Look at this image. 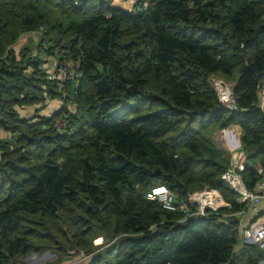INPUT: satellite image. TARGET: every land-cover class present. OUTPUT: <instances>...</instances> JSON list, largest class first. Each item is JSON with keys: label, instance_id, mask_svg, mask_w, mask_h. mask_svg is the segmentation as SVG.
Here are the masks:
<instances>
[{"label": "trees", "instance_id": "1", "mask_svg": "<svg viewBox=\"0 0 264 264\" xmlns=\"http://www.w3.org/2000/svg\"><path fill=\"white\" fill-rule=\"evenodd\" d=\"M32 32L37 53L74 63V79H53L28 45L16 50ZM216 74L237 76L232 108ZM263 90L264 0H0V264L62 241L93 253L99 232L118 238L88 264H260L264 249L239 247L238 220L222 217L241 205L222 178L232 155L209 132L242 128L253 190ZM62 94L53 115H21ZM158 185L180 202L212 187L232 208L167 210L147 198Z\"/></svg>", "mask_w": 264, "mask_h": 264}, {"label": "built area", "instance_id": "2", "mask_svg": "<svg viewBox=\"0 0 264 264\" xmlns=\"http://www.w3.org/2000/svg\"><path fill=\"white\" fill-rule=\"evenodd\" d=\"M49 72L53 79L57 78L62 81H69L75 77L71 74L68 62H60L57 59L51 61ZM225 84L216 81L215 89L218 92L221 102L233 107L235 99L231 94H227ZM264 108V103H261ZM67 125L65 120L56 121L55 127L62 129ZM237 125H233L235 134L233 137L224 136L226 150L232 155L231 165L223 173L222 178L226 181L236 193L239 194V203L241 209L230 213H223L222 217L234 216L238 220L240 226V242L241 244H257L261 249H264V169L259 168L258 174L261 177L253 190L249 189L242 176V171L245 169V161L247 155L242 151L241 133L236 129ZM242 130V128L240 129ZM226 132V129H224ZM235 146V147H234ZM237 153V163L234 162V155ZM147 198L156 200L162 204L167 210H183L188 216H204L208 211H219L223 208H232V204L228 202L223 194L212 187H205L201 191H194L188 193L186 199L179 201L178 204L174 202L178 199V194L172 192L165 185H158L147 192ZM250 214L253 217L245 222V215ZM264 264V260L260 263Z\"/></svg>", "mask_w": 264, "mask_h": 264}, {"label": "rangeland", "instance_id": "3", "mask_svg": "<svg viewBox=\"0 0 264 264\" xmlns=\"http://www.w3.org/2000/svg\"><path fill=\"white\" fill-rule=\"evenodd\" d=\"M114 2L120 6L131 7L133 0H114ZM40 37H41L40 32L26 33L16 43L15 48L17 51H19L21 49V47H23L24 45H28L31 49H33V52L36 53V56H38L40 54V56L43 59H45L43 67L45 68V70H47V72H49L48 70L51 68L50 67L51 61L54 58L46 56L43 53V51L37 53L38 52V46L40 45ZM49 58H51L50 61H49ZM67 62L69 63V69H70L71 74L74 77H76V75H78V73L76 71V66L74 65V63H72L70 61H67ZM46 63H48V64H46ZM50 72H53V71H50ZM210 79H211V82L213 83L214 86L216 84V81L222 82V84L227 85L229 87V89L232 90L231 93H232V96L234 97V89L233 88L236 85V80H237L236 75L233 77H227V76H224L222 74H216V75H212ZM60 88H62V86ZM59 91H61V89H59ZM63 99H64V97L62 94V96L59 95L56 98H49L44 105L38 104L37 107L27 106L26 108H21V110L24 114L28 115V118H32L36 115L42 116L43 114L53 115L54 113L57 112V111L55 112V110L58 109L56 107L60 106V108H61L63 105H65ZM261 103L262 104L264 103V90L262 91ZM68 106L71 109H75V104H73V103H69ZM60 108L58 109V111L60 110ZM224 129H226V132H224ZM236 129L238 131H242V130H240L241 127L239 125L236 126ZM209 134L211 135L214 142L218 145V147L226 150V147L228 145L226 144L224 136L228 135V137H233L235 134V130L233 128V125H229L225 128H216V129L214 128L211 130V132H209ZM8 136H9V134L4 131L2 137H0V138H6ZM205 187L194 190V191H196V192L201 191V190L205 189ZM232 191H234V189L231 190V192ZM232 194H234L239 199L240 196L238 193H236L234 191V193L232 192ZM174 202L178 203L179 200L177 198H175ZM102 235H103V233L99 232V233H97L91 237V240H90L91 246L99 248L95 252H98L99 250L103 249L104 247L111 245V243H113L118 238V236L113 237V235H112L111 237H107L105 239ZM58 240H60V239H58ZM94 241L96 243H98L97 244L98 246H95ZM95 252L87 253L86 250L80 246L72 247L69 245L68 242L62 241V242H60L59 247L49 246V247L42 249L40 252L39 251H32L31 253H29L25 256H19L14 260L13 264H88L91 261V259L93 258Z\"/></svg>", "mask_w": 264, "mask_h": 264}, {"label": "crops", "instance_id": "4", "mask_svg": "<svg viewBox=\"0 0 264 264\" xmlns=\"http://www.w3.org/2000/svg\"><path fill=\"white\" fill-rule=\"evenodd\" d=\"M50 60H51V58H49V61H50ZM46 64H48V63H46ZM46 71H47V70H46ZM48 71L50 72L51 69H49ZM49 72H48V73H49ZM49 74H50V73H49ZM35 107H37V106H35ZM56 108L59 109L60 106H59V107H56ZM58 109H56L55 112L58 111ZM20 111H21V115H22L23 117L28 118V115L24 114V113L22 112V110H20ZM52 112H53V111H52ZM42 116H51V114H50V115L43 114ZM3 132H4V130H0V137H2ZM239 133H242V131H239ZM249 218H251L250 220L253 219V217H251L250 214L247 213V214L245 215V222H248ZM241 245H242V244L240 243L239 247H241Z\"/></svg>", "mask_w": 264, "mask_h": 264}, {"label": "water", "instance_id": "5", "mask_svg": "<svg viewBox=\"0 0 264 264\" xmlns=\"http://www.w3.org/2000/svg\"><path fill=\"white\" fill-rule=\"evenodd\" d=\"M234 88H235V87H234ZM234 88H233V89H234ZM237 155H238V154H237V153H235V155H234V157H233V159H234V162H235V163H237ZM49 161L51 162V160H50V159H49Z\"/></svg>", "mask_w": 264, "mask_h": 264}, {"label": "bare ground", "instance_id": "6", "mask_svg": "<svg viewBox=\"0 0 264 264\" xmlns=\"http://www.w3.org/2000/svg\"><path fill=\"white\" fill-rule=\"evenodd\" d=\"M225 88H226V92H227V94H231L232 90H230L229 87H228L227 85L225 86Z\"/></svg>", "mask_w": 264, "mask_h": 264}]
</instances>
